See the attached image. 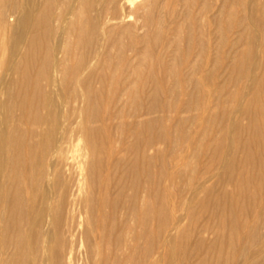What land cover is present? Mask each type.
<instances>
[{
	"label": "bare ground",
	"instance_id": "6f19581e",
	"mask_svg": "<svg viewBox=\"0 0 264 264\" xmlns=\"http://www.w3.org/2000/svg\"><path fill=\"white\" fill-rule=\"evenodd\" d=\"M197 1L0 0V264H48L29 258L43 248L31 240L45 236L52 264H71L76 245L60 253L63 231L45 230L48 219H62L60 205L72 219L83 211L85 235L101 241L91 228L100 213L94 191L81 197L87 186L102 195L100 206L116 212L123 204L125 230L130 222L141 229L157 224L165 240L151 257L186 222L191 235L204 241L213 233L214 246H227V264H264L262 7L259 0H210L205 11H195ZM245 5L249 14L234 18ZM68 111L70 124L61 132ZM115 119L118 138L107 129ZM43 138L50 154L38 170L28 156ZM82 140L77 157L73 148ZM15 159L17 175L7 172ZM4 206L11 220L3 229ZM68 230L73 238L75 229ZM137 238L127 241L131 258ZM106 252L98 264L110 263Z\"/></svg>",
	"mask_w": 264,
	"mask_h": 264
},
{
	"label": "rangeland",
	"instance_id": "374dc122",
	"mask_svg": "<svg viewBox=\"0 0 264 264\" xmlns=\"http://www.w3.org/2000/svg\"><path fill=\"white\" fill-rule=\"evenodd\" d=\"M259 2H260V6L262 7L261 8V15H263V19H264V0H259ZM207 4H210V0H198L196 3H195V6L196 7H194L195 8V11H199V10H204L205 8H207L206 7V5ZM232 6H236V5H232ZM245 7V9L243 10V8ZM237 9H239V10H237ZM237 9H235V13L236 14H234L233 13V15L235 16L236 15V17H234V18H236V19H241V18H243L244 16H246V15H248L249 14V10H247L246 11V9H248L247 8V6L245 5V6H240V8H239V6L237 7ZM241 9H242V11H241ZM237 10V11H236ZM205 11V10H204ZM240 12V13H239ZM244 12H247L246 13V15H245V13ZM210 15V14H209ZM238 16V17H237ZM239 21V20H238ZM128 51V52H127ZM125 53H126V55L128 56V57H131L132 56V52L130 51V49H128V48H126L125 49V51H124ZM131 53V54H130ZM211 65H209V68L211 69V67L213 68V63H210ZM211 66V67H210ZM121 101V100H120ZM119 104V105H118ZM117 105H118V107L120 108V107H122L123 106V101H121V102H119V100H117ZM66 110V109H65ZM65 112H67V111H65ZM65 115H67V116H65ZM62 117L63 118H65V119H63L62 118V120H61V122H60V127L59 128H61L60 129V131L61 132H63V131H66L67 129H68V127H69V118H71V115L69 114V111H68V113H66V114H64V116L62 115ZM66 119H68V120H66ZM65 120V121H64ZM63 121H64V123H63ZM67 121V122H66ZM69 123V124H68ZM113 123V125L111 124V126H108V130L110 131V132H112L114 135H115V137L116 138H118V132H117V129L118 128H116V127H118L119 126V124H118V121H116V119L112 122ZM115 123H117V124H115ZM68 125V126H67ZM113 126V127H112ZM110 127H111V129L112 130H110ZM114 128H116V129H114ZM64 129V130H63ZM66 129V130H65ZM106 128H105V133L107 132L106 130H107ZM114 130H115V132H114ZM104 131V130H103ZM83 141V142H82ZM82 141H80L79 143H77L76 144V146L73 148L74 149V154L75 155H77V157H79L80 155H82V153H84V151H81V149L83 150L84 148H85V140H82ZM42 142H44V144L42 143ZM84 143V144H83ZM83 144V145H82ZM42 145V146H41ZM45 146V148H42V147H44ZM24 146H22V147H19L18 148V151H20V150H22L23 151V148ZM35 147L37 148H35L34 149V151H33V153H32V156H28V157H30L29 158V160H31V162H30V165L33 163V165L32 166H34L35 168H37L38 170L41 168V166H42V158H45V156H49V152L50 151H47V153H45V149H46V140H45V138H43V139H41L40 140V142H38L36 145H35ZM39 147H40V149H39ZM42 148V149H41ZM79 148H81L80 149V153H79V151H78V149ZM39 149V150H38ZM44 149V150H43ZM120 148H118V151L120 152L121 150H119ZM35 150H37V151H35ZM77 150V151H76ZM39 151H40V153H39ZM77 152L79 153V154H77ZM43 153L45 154V155H43ZM23 154H25V153H23ZM91 154V153H90ZM34 156V158H32ZM91 156V155H90ZM42 157V158H41ZM38 158V159H37ZM88 159L89 158H85V162L86 161H88ZM33 160H34V162H33ZM36 160V161H35ZM40 160V161H39ZM44 160V159H43ZM16 161H18L17 159H15V161H11L10 163H9V165L7 166V172H10V174H15L16 173V175L19 173L18 171L19 170H21V167L19 166V162H16ZM38 163V164H37ZM36 164V165H35ZM14 165V166H13ZM9 166H10V168H9ZM16 166H17V168H16ZM19 166V167H18ZM15 168L16 169H18L17 170V172H15L16 170H15ZM27 178V177H26ZM26 180H28V178L26 179ZM88 185V184H87ZM87 185H84L83 186V189L87 186ZM29 186V185H28ZM39 186V187H38ZM63 187V190H62V187ZM37 187L39 188L38 190H39V192H38V190H37ZM41 185H40V183H39V185H37L36 186V193L35 194H37V197H36V195H35V199H34V202H33V204H34V206H33V213H34V217L37 215V213H38V211H36V210H38L39 209V201H40V197H41V194H42V191H43V189L41 190ZM64 187H65V185H64V183L62 182L61 183V185H60V188H58V190H57V194L59 195V196H61L59 193L61 192V194H63L62 192L64 191ZM86 188H87V191H86ZM84 190H83V193H82V195H81V197H85V196H87L88 194H89V192L90 193H92L93 191V193L92 194H94L95 195V198L97 199L96 200V202L98 203V205H97V207L95 208L96 209V212L98 213V211H100V213H98V214H96L94 217V223H93V226L91 227V228H93L94 229V234H98V233H100L99 235L100 236H102L103 238H105V240L103 239V238H101V241H99L98 240V238H95V236L94 237H90V238H88L86 235H85V232H86V230H87V227L89 226L88 224H87V222H88V216L85 214V217H83L84 216V212L82 211V213L80 212L79 213V215H80V217H79V215H77V214H75V215H77V216H74V218L72 219L71 217H72V215L70 214V211H69V209L67 208V207H63L62 205H60V207H59V210L61 211V212H63V211H65L64 213H62V214H60V211H59V216H60V218L62 217V219L59 221V222H57V223H51V220L50 219H48V221L46 222V229L45 230H49L50 229V231H54L56 234H57V236H58V234H62V231H63V237L61 238V236L59 235V238H57V244H58V247L60 248H58L59 249V251H60V253H62L63 252V250L65 251H67L68 249H69V246L71 245L72 246V244H74V245H76V246H74V247H71L73 250H72V256H71V264H98V262H99V258H100V256H99V252L101 251V249H102V252H103V250H105V252L107 251V249H108V251L106 252V254L107 255H109V257H110V263L109 264H147L148 262L150 263V259H151V264H157V261H158V264H227V262H226V258H227V254H228V249H227V246H214L213 244L215 243V240H216V236L212 233V234H210L209 235V237H207L206 238V240H204V241H202L201 240V237L198 235V234H193V235H191L192 234V232H190L189 230L191 229V228H189V229H187V231H189V232H187V231H185L184 229H185V226H186V228H188L189 226H187L186 225V222L183 224L184 225V229H180L181 231H178V233H176L175 234V236H177V237H175V239H174V242L172 241V243H169L168 244V242L167 241H164V247L162 248L163 250H161V253H157V255H156V253H154V256L153 257H151L152 255H153V253H152V249H154L157 245L156 244H160V243H162L163 242V240H165V239H163V238H161V237H163V234H164V232H160L161 230H160V228L157 226V224H154V225H146V226H144L145 228H147V229H145V228H137V224L134 222V223H131L130 222V229H128V230H125L126 228H125V225L124 224H126L127 222V220H128V217H129V215H127L128 213H126V211H125V207H122V205L123 204H120V205H118V207H117V209H116V212H113V211H115V209L113 208V207H111V206H103V205H101L100 206V203H101V200H102V195L101 194H99L100 192L99 191H97V189H94L95 187H91V188H89V186H87ZM61 189V191H59ZM89 189V190H88ZM114 189V188H113ZM89 191V192H88ZM85 192V193H84ZM115 193V191H113L112 190V194H114ZM83 194H84V196H83ZM87 194V195H86ZM97 194H98V197H97ZM58 196V197H59ZM63 196H64V194H63ZM62 196V197H63ZM101 196V197H100ZM63 198H65V197H63ZM63 198H61V197H59V200L62 202V200H63ZM99 198V199H98ZM39 199V200H38ZM36 200V201H35ZM175 203V198H172V200H171V204H174ZM36 204H38V205H36ZM36 205V206H35ZM37 206H38V208H37ZM62 206V207H61ZM65 206H67V205H65ZM5 207V206H4ZM4 207L3 208H1V209H4ZM104 207V208H103ZM172 208H173V205L171 206ZM67 208V209H66ZM106 208V209H105ZM112 208V209H111ZM99 209V210H98ZM121 209H122V211H121ZM2 211V213H4V215L1 217L2 218V222H1V227H3V229H4V227H6L8 224H9V222H10V218H9V216H10V213H9V209L7 208V207H5V211H3V210H1ZM35 211H36V213H35ZM108 211V212H107ZM119 211H121V214L119 213ZM105 212V213H104ZM117 212L120 214H117ZM7 213V214H6ZM104 213V214H103ZM123 213H125V215L126 216H124V214ZM183 213H184V211H183ZM65 214H67L66 216H67V218H65L64 219V216H65ZM107 216H106V215ZM112 214H114V217L112 216ZM82 216V217H81ZM101 216H102V220H101ZM121 216V217H120ZM75 217H76V220L74 221V219H75ZM77 217H79V218H77ZM97 217V218H96ZM124 219H123V218ZM5 218V219H4ZM9 218V219H8ZM59 218V219H60ZM70 218L73 220V222L72 221H69L70 220ZM103 218H104V220H103ZM114 218V219H113ZM67 219V220H66ZM86 219V220H85ZM112 219V220H111ZM65 220V221H64ZM69 221V222H68ZM83 221V222H82ZM123 221H124V223H123ZM61 222V223H60ZM71 222H72V224H71ZM79 222V223H78ZM85 222H86V224H85ZM96 222V223H95ZM98 222H99V224H100V226L98 225ZM101 222V223H100ZM103 222V223H102ZM48 223H49V225H48ZM75 223V224H74ZM111 223V224H110ZM120 223V224H119ZM63 224V225H62ZM80 224H82L81 226H80ZM85 224V225H84ZM103 224V225H102ZM122 224V225H121ZM134 224V225H133ZM51 225V226H50ZM53 225V226H52ZM67 225H69V226H66ZM75 225H76V227H77V230H76V228H75ZM87 225V226H86ZM95 225V226H94ZM132 226H133V228H135V230L132 228ZM135 226V227H134ZM155 226H157V227H155ZM64 227H66V228H64ZM72 227H74V228H72ZM82 227V228H81ZM84 227H86L85 229H84ZM101 227V228H100ZM104 227V228H103ZM108 227H109V229H108ZM123 229H122V228ZM155 227V228H154ZM111 228H112V230H111ZM150 228H151V230H150ZM182 228V227H181ZM261 228L262 229H264V224H261ZM56 229H58V230H56ZM66 229V230H65ZM68 229H75V231H76V234H74L73 235V238H72V236H67L68 234H67V231H69ZM78 229L80 230V234H79V231H78ZM103 229H105V230H103ZM114 229V230H113ZM158 229L160 230V231H158ZM47 230V231H48ZM97 230V231H96ZM99 230V231H98ZM101 230V231H100ZM125 230V231H124ZM142 230V231H141ZM145 230V231H144ZM151 232H150V231ZM105 231V232H104ZM112 231V232H111ZM122 231H124V232H122ZM144 231V232H143ZM152 231H154V232H152ZM183 231V232H182ZM58 232V233H57ZM101 232H102V235H101ZM110 232V233H109ZM160 232V233H159ZM112 233H113V235H112ZM119 234L120 236H118L117 234ZM124 233V234H123ZM131 233V234H130ZM146 233H148V234H146ZM149 233H150V235H149ZM157 233V234H156ZM158 233L160 234V235H158ZM162 233V234H161ZM191 233V234H190ZM78 234H79V236H78ZM83 234V235H82ZM104 234V235H103ZM105 234H106V236H105ZM108 234V235H107ZM144 234V235H143ZM152 234H153V236H152ZM186 234H187V236L189 235V237H187L186 236ZM76 235V236H75ZM80 235H82L81 236V238L82 239H80L79 237H80ZM109 235H111V236H109ZM130 235V236H129ZM147 235H149L150 237H146ZM179 235H180V237H179ZM185 235V236H184ZM108 236V237H107ZM116 236V237H115ZM140 236H142V237H140ZM148 239V240H150V241H148L145 237ZM157 236V238H155ZM159 236H160V240L158 239L159 238ZM78 237V238H77ZM112 237V238H111ZM121 237V238H120ZM126 238V239H124V238ZM128 237V238H127ZM135 237H140L139 238V242L137 243L138 244V250H137V252H136V254H135V257L134 258H131L130 256H128L127 255V247L129 248V243H130V245L132 244V242L134 241H132V238H134L135 239ZM179 237V238H178ZM184 237V238H183ZM75 238V239H74ZM84 238H85V240H84ZM111 238V239H110ZM137 238V239H138ZM141 238H142V240H141ZM153 239V241H152V239ZM177 238V239H176ZM45 239V240H44ZM90 239H92L91 241H90ZM120 239V240H119ZM131 239V241H129V243L127 242L128 240H130ZM157 239V240H156ZM179 239V240H178ZM62 240V241H61ZM78 240V241H77ZM103 240V241H102ZM111 242H110V241ZM114 240V241H113ZM126 240V241H125ZM146 240H147V242H146ZM181 240V241H180ZM77 241V242H76ZM79 241H81V242H79ZM85 241H87V243L85 242ZM91 243H90V242ZM97 241H98V243L99 244H97ZM108 241V242H107ZM145 241V242H144ZM152 241V242H151ZM178 241V242H177ZM31 242H32V246L34 247L35 245H36V247H37V245H40V244H42V243H40V242H43V244L41 245L43 248L41 249V251L42 250H44L43 251V255L41 254L42 252L41 251H35L33 254L34 255H31L29 258H30V260L31 261H34V259H36V260H38V259H40V257H44V259H45V261H47L48 262V264H52V253H50L49 252V250H47V248H48V244H49V240H48V237L47 236H45V237H43L39 242H34V240H31ZM64 242H68L67 244H68V246L66 245V243H64ZM118 242H120L121 244H124V245H122L121 246V244L120 243H117ZM148 242H149V244H148ZM151 242V243H150ZM177 242V243H176ZM35 243H38V244H35ZM40 243V244H39ZM78 243V244H77ZM106 243V244H105ZM140 243H143V244H140ZM60 244V245H59ZM70 244V245H69ZM89 244V245H88ZM92 244H94V245H92ZM100 244H102V245H100ZM111 244V245H110ZM117 244V245H116ZM120 244V245H119ZM79 245V246H78ZM86 245H87V247H86ZM91 245V246H90ZM100 245V246H99ZM107 245V246H106ZM114 245L115 246H119V247H114ZM126 245H128V246H126ZM140 245H141V247L142 248H140ZM168 245V246H167ZM170 245V246H169ZM172 245V246H171ZM177 245V246H176ZM65 248H64V247ZM67 246V247H66ZM93 246V247H92ZM173 246H174V248H173ZM79 247V248H78ZM89 247V248H88ZM98 247V248H97ZM108 247V248H107ZM169 247H171V253L172 254H170L169 255V258H165V256H166V253H167V250H168V248ZM63 248V249H62ZM90 248L91 249H93V250H90ZM96 248V249H95ZM118 248H119V250H118ZM123 248V251H124V255H125V257H124V255H122L121 254V252H120V250ZM124 248H126V250L124 249ZM146 249V251H145V249ZM90 251H88V250ZM143 249V250H142ZM253 250V249H252ZM48 251V252H47ZM75 251V252H74ZM77 251H78V253H77ZM92 251V252H91ZM93 251H95V252H93ZM115 251H116V253H115ZM140 251V252H139ZM37 252V253H36ZM47 252V253H46ZM110 252V253H109ZM126 252V253H125ZM144 252H146L145 254H144ZM164 253V255H162L163 253ZM36 253V254H35ZM74 253V254H73ZM88 253V254H87ZM114 253L116 254V256H114V257H112L113 255H114ZM143 253V254H142ZM78 255L77 257H76V255ZM219 254H221V256H223L222 257V259H221V261H219L218 262V255ZM79 255H80V257H79ZM98 257H97V256ZM111 255V256H110ZM121 255V256H120ZM127 255V256H126ZM118 256H120L121 257V261H120V257L118 258ZM140 256V257H139ZM39 257V258H38ZM115 257H117V258H115ZM127 257H128V259L130 260H128L127 259ZM130 257V258H129ZM75 258H76V262L74 261L75 260ZM81 258V259H80ZM138 260H137V259ZM148 258V259H147ZM155 258V259H154ZM74 259V260H73ZM97 259V260H96ZM117 259H119L118 260V262H115V261H117ZM125 261H124V260ZM133 259V260H132ZM155 260V262H154V260ZM164 259V260H163ZM166 259V260H165ZM78 260H79V262H78ZM81 260V261H80ZM115 260V261H114ZM142 260V261H141ZM97 261V263H95ZM114 263H113V262ZM124 261V262H123ZM128 261V262H127ZM133 261V262H132ZM137 261V262H136ZM146 262V263H144V262ZM120 262V263H119ZM130 262V263H129ZM141 262V263H140ZM263 263V262H262ZM239 264H243V261L242 260H240L239 261Z\"/></svg>",
	"mask_w": 264,
	"mask_h": 264
}]
</instances>
